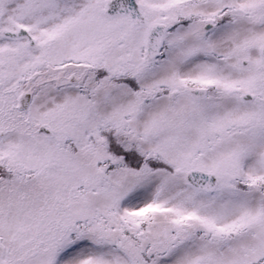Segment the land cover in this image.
<instances>
[{
  "label": "snow or ice",
  "instance_id": "1",
  "mask_svg": "<svg viewBox=\"0 0 264 264\" xmlns=\"http://www.w3.org/2000/svg\"><path fill=\"white\" fill-rule=\"evenodd\" d=\"M0 264H264V0H0Z\"/></svg>",
  "mask_w": 264,
  "mask_h": 264
}]
</instances>
